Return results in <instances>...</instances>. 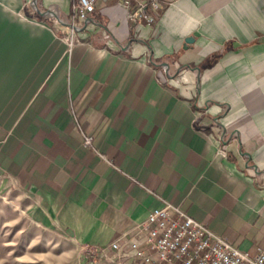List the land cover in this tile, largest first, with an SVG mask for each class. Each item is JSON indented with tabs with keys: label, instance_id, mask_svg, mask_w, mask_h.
Here are the masks:
<instances>
[{
	"label": "crops",
	"instance_id": "1",
	"mask_svg": "<svg viewBox=\"0 0 264 264\" xmlns=\"http://www.w3.org/2000/svg\"><path fill=\"white\" fill-rule=\"evenodd\" d=\"M161 2L136 31L97 0L71 45L74 0H0V178L80 246L118 253L170 202L257 254L264 0Z\"/></svg>",
	"mask_w": 264,
	"mask_h": 264
},
{
	"label": "built area",
	"instance_id": "2",
	"mask_svg": "<svg viewBox=\"0 0 264 264\" xmlns=\"http://www.w3.org/2000/svg\"><path fill=\"white\" fill-rule=\"evenodd\" d=\"M117 4L136 31L154 24L162 7L161 0H117ZM96 5L97 0H74L69 22L71 45ZM93 143V136L86 135L85 144ZM112 248L141 264H264V248L257 254L242 250L170 202L153 210L130 237L117 239Z\"/></svg>",
	"mask_w": 264,
	"mask_h": 264
},
{
	"label": "rangeland",
	"instance_id": "3",
	"mask_svg": "<svg viewBox=\"0 0 264 264\" xmlns=\"http://www.w3.org/2000/svg\"><path fill=\"white\" fill-rule=\"evenodd\" d=\"M31 202L14 182L0 178V264H141L122 253L77 245L37 225Z\"/></svg>",
	"mask_w": 264,
	"mask_h": 264
},
{
	"label": "water",
	"instance_id": "4",
	"mask_svg": "<svg viewBox=\"0 0 264 264\" xmlns=\"http://www.w3.org/2000/svg\"><path fill=\"white\" fill-rule=\"evenodd\" d=\"M192 41H193V38H188V39H187V42H188V43H190V42H192Z\"/></svg>",
	"mask_w": 264,
	"mask_h": 264
}]
</instances>
